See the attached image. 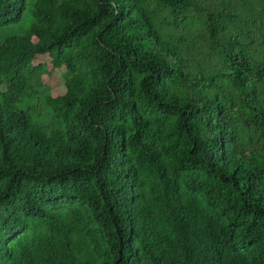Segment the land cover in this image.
<instances>
[{
  "label": "trees",
  "instance_id": "trees-1",
  "mask_svg": "<svg viewBox=\"0 0 264 264\" xmlns=\"http://www.w3.org/2000/svg\"><path fill=\"white\" fill-rule=\"evenodd\" d=\"M34 17L0 41V264H264V0ZM60 70L38 123L22 106Z\"/></svg>",
  "mask_w": 264,
  "mask_h": 264
},
{
  "label": "rangeland",
  "instance_id": "rangeland-1",
  "mask_svg": "<svg viewBox=\"0 0 264 264\" xmlns=\"http://www.w3.org/2000/svg\"><path fill=\"white\" fill-rule=\"evenodd\" d=\"M35 2L36 0H29L25 15L20 22L0 28L1 42L13 36H22L26 34L29 28L36 23V19L34 17ZM67 77L68 74L65 70L57 71L54 78L46 82V85L39 88L35 94H32L23 104L22 108L24 110L32 109V111H30V115L36 122L41 124L52 123L54 121L53 112L47 104L45 96L54 91L63 92L65 90V80ZM33 108H37V110H34Z\"/></svg>",
  "mask_w": 264,
  "mask_h": 264
}]
</instances>
